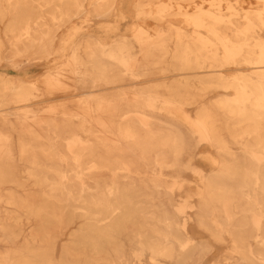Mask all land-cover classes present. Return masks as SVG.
<instances>
[{
    "label": "bare ground",
    "instance_id": "6f19581e",
    "mask_svg": "<svg viewBox=\"0 0 264 264\" xmlns=\"http://www.w3.org/2000/svg\"><path fill=\"white\" fill-rule=\"evenodd\" d=\"M6 17L0 66L19 74L0 71V264H201L213 247L195 231L228 243L212 264H264V0H0ZM51 57L42 90L71 78L75 111L30 108L25 70ZM146 68L172 80L116 85ZM74 220L57 252L53 221L56 243Z\"/></svg>",
    "mask_w": 264,
    "mask_h": 264
},
{
    "label": "rangeland",
    "instance_id": "374dc122",
    "mask_svg": "<svg viewBox=\"0 0 264 264\" xmlns=\"http://www.w3.org/2000/svg\"><path fill=\"white\" fill-rule=\"evenodd\" d=\"M123 11H125L127 19L125 21H121V23L119 24V30L121 33H123L134 20V10L131 7H128V4H124V7L122 8ZM76 20V19H75ZM74 20V21H75ZM7 22V17L5 19H3L2 22H0V28L2 29V27L5 25V23ZM77 22V21H75ZM96 24H94V26H92V28H96V26L100 25V24H104V20H96L94 21ZM139 23V22H138ZM145 28L149 27L152 28L154 27L155 23L153 21H149L146 20V22H143ZM140 24H142V22L140 21ZM174 24L178 25L179 27H182L184 29H188L187 26L182 22L181 18L174 20ZM72 24L68 23L64 26H62L61 28H59L56 31V44L58 43V41L66 34L67 29L69 28V26H71ZM148 28V29H149ZM151 33L152 31L149 30ZM99 33H101L104 37L109 38L110 36L105 35V33H102L101 31H99ZM154 35V34H152ZM61 61V59H58L57 57H51L48 60H40V61H36L34 62V66L28 68L27 70H25L27 77L32 80L33 82H36V84L38 85L39 90L36 92V97L34 99H32L33 104L30 106V108H34V109H45L48 106H66L68 107V109L75 111L76 110V105L75 103L86 97L85 95H82L83 92H85L84 90H77V91H72L71 89H73L75 87V85H78V83H76L74 80L70 79H66V77L63 78L62 80V85L65 86V89L60 90V91H55L54 93L50 94V95H45L44 91L42 90V85H43V79L44 76L46 75V71L50 68H53L56 64H58ZM3 66V67H2ZM2 66H0V71H4L7 72L10 75H17L19 74L16 70L10 69V68H6V66L4 64H2ZM148 69V74L146 76H139L137 78H128L125 77L124 81L117 83L116 85H125L123 86L121 89L124 90V92H129L137 90L139 91L140 89H142V87H146V86H158L157 84H161V83H169L172 78H169V80H163V78L165 77H172V73H167V74H162V73H157L154 72L152 69L146 68ZM67 90V91H66ZM221 91H211L208 95H206V98H214L217 94H220ZM200 101L203 100V97L199 98ZM22 103L17 104L21 105ZM22 106V105H21ZM186 113L193 117V113H194V107L193 106H186L185 107ZM39 115H46V114H39ZM164 117V116H161ZM160 118V117H158ZM197 147L194 148L192 146L193 152L194 154L196 153V157L194 158V160H192V164L194 167H200L202 169H204L205 171H210L211 169V165L209 163V161L207 159H205L204 157H212L215 156V154L212 152V149L206 145V144H199L196 145ZM203 157V158H201ZM166 175L164 176V178L166 180H170V177L175 175L172 171H167L165 172ZM181 178L185 181L184 184V190L188 191L190 190V188H194V184L197 183V178L193 175L192 172H190L189 170H182L180 172ZM175 201H179L180 198H178V196H175ZM32 221H29L25 224V228L27 227L26 233L29 231L30 226H32ZM77 220L71 221L69 224H67L63 230H61V233L58 234V238L56 240L55 243V224L54 221L52 223V229L49 228V231L52 230L51 232L54 234V249L57 250V252H59L60 250V246L62 244H65L66 239H68L69 234L71 233L72 230H74L77 227ZM191 229H194V226L191 225ZM195 236L198 238H203V239H207L209 241V243L212 245V249L211 251L204 256V259L202 261L201 264H212L213 259H215L218 255L223 254L227 251L228 248V243L225 242L223 244H217L214 243L210 240V238L208 237V235L206 233H204L203 231H195Z\"/></svg>",
    "mask_w": 264,
    "mask_h": 264
}]
</instances>
